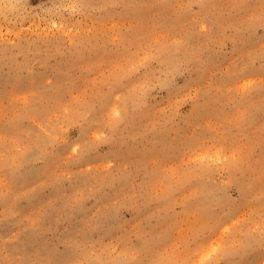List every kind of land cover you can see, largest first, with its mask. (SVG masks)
Returning a JSON list of instances; mask_svg holds the SVG:
<instances>
[{"label": "rangeland", "instance_id": "obj_1", "mask_svg": "<svg viewBox=\"0 0 264 264\" xmlns=\"http://www.w3.org/2000/svg\"><path fill=\"white\" fill-rule=\"evenodd\" d=\"M0 264H264V0H0Z\"/></svg>", "mask_w": 264, "mask_h": 264}]
</instances>
